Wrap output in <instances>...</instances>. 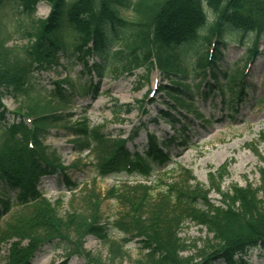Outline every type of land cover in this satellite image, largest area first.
<instances>
[{
    "label": "trees",
    "instance_id": "obj_1",
    "mask_svg": "<svg viewBox=\"0 0 264 264\" xmlns=\"http://www.w3.org/2000/svg\"><path fill=\"white\" fill-rule=\"evenodd\" d=\"M40 3L51 5L46 18L36 16ZM15 35L27 42L9 46ZM263 38L264 0H0V244L10 245L7 263L31 264L38 249L51 244L62 247L68 258L77 255L87 264H103L85 250L86 236L97 235L111 264L123 263L133 240L140 241L143 252L132 264H250L249 252L264 246V171L259 188L235 189L224 196L222 206L210 202L204 186L193 189L196 178L186 168H180V181L156 196L155 187L143 183L116 185L102 196L99 177L125 172L151 179L157 166L170 161L173 143L179 137L180 145L187 143V127L162 141L148 134L146 150L131 152L127 144L140 128L127 139L113 138L87 119L72 123L69 110L76 97L99 94L94 78L119 79L143 69V80L158 71L168 82L156 90L163 107L154 122L165 120L176 127L189 116L206 122L195 96L206 98L215 90L234 115L245 102L246 76ZM229 43L247 49L242 67L218 66ZM66 54L83 64L90 83L66 77L53 82L52 89L40 84L35 75L61 66ZM192 71L197 81L190 84ZM5 94L22 102L12 122L2 103ZM140 105L147 112L142 101ZM126 106L116 104L115 114L129 112ZM59 127L74 138L76 152L93 156L98 178L81 191L68 174L78 165L64 166L46 145L47 134ZM55 175L72 194L79 190L86 195L81 208L72 205L65 216L57 210L61 201L50 203L39 188L43 178ZM104 199L116 200L120 207L110 223L101 218ZM190 218L209 235L197 262L182 257L186 242L180 229ZM112 230L123 237L116 239Z\"/></svg>",
    "mask_w": 264,
    "mask_h": 264
},
{
    "label": "rangeland",
    "instance_id": "obj_2",
    "mask_svg": "<svg viewBox=\"0 0 264 264\" xmlns=\"http://www.w3.org/2000/svg\"><path fill=\"white\" fill-rule=\"evenodd\" d=\"M50 11V4L40 3L36 16L46 18ZM20 37V35H15L10 38L9 46L15 47L27 42V39ZM238 38L239 36H233L232 39ZM245 41L251 42L252 38L246 37ZM259 49L258 57L251 65L249 75L246 76L249 90L244 97L245 103L238 107V111L233 116L227 110L222 94L215 90L210 91L206 98L195 96V103L205 116L206 122L194 121L192 116L188 117L187 122H181L176 127L165 120L154 122L159 109L163 107L161 105L162 94H157L155 97L147 95L155 86L168 82L158 71L150 74L148 82L143 80L142 76L145 75L143 69L137 70L134 75H125L119 79L94 78V82L100 88L99 94L74 99V105L69 110L73 115L72 123L87 119L92 127L102 130L104 134H111L113 138L121 139L130 136L136 127L140 128L139 136L133 144L135 148L130 142L128 143V148L132 151L143 153L146 150L147 134L156 135L162 141L174 135L175 130H180L183 125L187 127L185 133L188 138L187 143L180 145L183 138L179 137L170 148V161L157 166L149 181L143 176L125 172L98 178L92 154L89 151L81 154L76 152L72 142L74 138L61 127L50 130L45 139L46 145L51 146L57 152L64 166L78 165L77 168H70L68 174L73 181L81 184V188H84L85 184L92 186L94 180L98 178V192L102 196L116 185L137 183H148L155 187L153 195L156 196L165 190L167 184L180 181L182 176L180 168H186L191 170L196 178L192 182L193 189L204 186L210 202L216 206H222L226 201L224 196H231L235 189L248 187L257 189L262 183L264 171V38L259 44ZM246 51L247 49L239 44L229 43L228 46L222 48L223 58L218 62V66L230 69L232 65L237 64L242 67ZM95 60L99 61V58ZM61 61V66L37 73L35 75L37 81L48 89H52L53 82L66 77L82 85L90 83V76L83 74L84 68L81 62L75 58L71 60L67 54L62 56ZM194 81L197 79L192 71L187 77V83L191 84ZM221 83H225L223 76ZM205 92L209 93V90L206 89ZM229 98L230 94L226 92V101ZM140 101L143 102L147 112H142ZM2 103L8 121L12 122L13 113L22 102L12 95L5 94ZM118 103L127 104L126 107L131 110L116 115L114 108ZM39 188L50 203L55 205L61 201L57 207L61 216L70 212L72 205L81 208L80 201L86 197L84 193H80L81 188L75 194L69 192L58 175L43 178L39 183ZM119 208L116 200L104 199L100 207L103 223H110L120 211ZM112 236L116 239L123 237L116 230H112ZM180 237L186 242L182 257L194 262L199 261V255L209 239L207 229L198 220L190 218L181 227ZM23 244L26 245L27 241ZM142 247L139 240L130 242L126 248L128 256L122 264H132L133 260L138 259L142 255ZM9 248V243L0 244V264H8ZM85 250L99 257L103 264H111L108 248L99 236H86ZM66 256L62 247L45 245L36 253L31 264H87L81 256L70 258ZM246 259L250 264H264V246L251 250Z\"/></svg>",
    "mask_w": 264,
    "mask_h": 264
}]
</instances>
